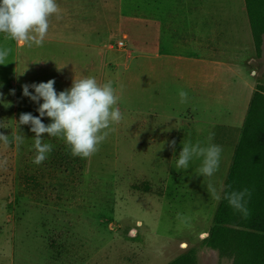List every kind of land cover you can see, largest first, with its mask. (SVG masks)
Returning a JSON list of instances; mask_svg holds the SVG:
<instances>
[{"label": "rangeland", "instance_id": "rangeland-1", "mask_svg": "<svg viewBox=\"0 0 264 264\" xmlns=\"http://www.w3.org/2000/svg\"><path fill=\"white\" fill-rule=\"evenodd\" d=\"M87 8L83 16L70 8L67 22L64 8L53 16L42 47L0 35V48L12 49L0 65V133L8 137L0 141V264H169L192 250L198 264H233L201 245L222 199L196 175L202 158L185 171L175 164L183 143L206 146L214 133L211 143L223 151L210 179L225 188L251 99L264 85L245 0H100L99 20L97 4ZM202 11L212 23L207 63L192 62ZM98 23L100 49L86 48ZM89 76L112 81L123 120L91 158L45 135L53 149L34 164L35 134L18 121L38 116V105L22 85L54 79L60 92Z\"/></svg>", "mask_w": 264, "mask_h": 264}, {"label": "clouds", "instance_id": "clouds-1", "mask_svg": "<svg viewBox=\"0 0 264 264\" xmlns=\"http://www.w3.org/2000/svg\"><path fill=\"white\" fill-rule=\"evenodd\" d=\"M60 13L57 0H0V34L19 45L42 47L52 17L60 19ZM11 51V48H0V65L7 64ZM54 85V79L22 85L23 96L38 105V116L30 112L22 113L18 121L21 126L30 125L31 132L35 134L33 163L36 165L42 164L53 149L52 144L44 142L45 135L63 140L72 156L91 158L114 130L112 126L123 120L118 107L120 96L112 81L101 84L91 76L74 79L70 88L60 92ZM179 97L181 103H186L188 94L180 90ZM44 117L49 118L51 123H43ZM213 138L214 133H209L206 146L199 141L195 144L191 141L183 143L175 168L185 171L191 161L202 158L196 175L209 178L207 191L217 201L225 199L235 212L246 219L251 197L249 189L225 191L223 185L218 189L211 182L210 178L219 171L223 151L219 145L211 143ZM15 140L17 144L23 143L22 136L17 135ZM0 141L7 144V135L0 133ZM175 145L176 141L172 140L168 146L174 151ZM0 163L6 164V161Z\"/></svg>", "mask_w": 264, "mask_h": 264}, {"label": "trees", "instance_id": "trees-1", "mask_svg": "<svg viewBox=\"0 0 264 264\" xmlns=\"http://www.w3.org/2000/svg\"><path fill=\"white\" fill-rule=\"evenodd\" d=\"M256 56H263L264 0H245ZM3 35V34H0ZM241 130L225 191L249 189L245 219L221 199L214 226L202 246L233 259V264H264V85H257ZM194 250L169 264H198Z\"/></svg>", "mask_w": 264, "mask_h": 264}, {"label": "crops", "instance_id": "crops-1", "mask_svg": "<svg viewBox=\"0 0 264 264\" xmlns=\"http://www.w3.org/2000/svg\"><path fill=\"white\" fill-rule=\"evenodd\" d=\"M91 2H93L94 4H97L98 6V20L99 17L101 16L100 14V0H57V3L61 9V11L63 10V8L65 9V16H66V21H68V10L70 8H72L74 11H76V16L79 15H85L87 13V5L90 6ZM246 6V5H245ZM62 13V12H61ZM196 18L197 19H201V22L198 21V27H199V33L198 34V48H199V52L201 51V53L203 54H199V57L195 58L192 60V62L198 58H205L204 60H206L205 62L207 63V61H212V57H211V51L213 50L211 45H212V29H211V19H209V21L207 22L208 19V14L206 12H200V14H196ZM250 23V22H249ZM244 24V31H247V27H246V21L243 22ZM251 28V27H250ZM201 29V31H200ZM227 33V32H226ZM252 33V31H251ZM228 34V33H227ZM101 31H100V27H99V23H98V30L96 33V42H95V38H93V43L92 44H86V48H92L96 50L100 49V44H101ZM229 35V34H228ZM253 37V35H252ZM227 38V37H226ZM238 38H240V33L238 34ZM96 43V45H95ZM19 45V44H18ZM264 45V43H263ZM23 46V45H22ZM161 46V50H163L164 52L167 50V48H170V43H167L166 41H163L162 43H160ZM168 46V47H167ZM171 50V49H170Z\"/></svg>", "mask_w": 264, "mask_h": 264}, {"label": "built area", "instance_id": "built-area-1", "mask_svg": "<svg viewBox=\"0 0 264 264\" xmlns=\"http://www.w3.org/2000/svg\"><path fill=\"white\" fill-rule=\"evenodd\" d=\"M120 45H121V46H123V45H124V43H121Z\"/></svg>", "mask_w": 264, "mask_h": 264}]
</instances>
